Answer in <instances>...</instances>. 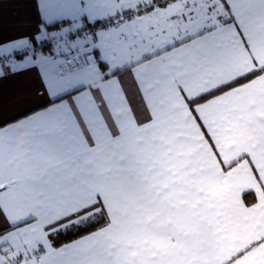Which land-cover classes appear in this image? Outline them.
<instances>
[{
  "label": "snow or ice",
  "instance_id": "obj_1",
  "mask_svg": "<svg viewBox=\"0 0 264 264\" xmlns=\"http://www.w3.org/2000/svg\"><path fill=\"white\" fill-rule=\"evenodd\" d=\"M0 264H264V0H0Z\"/></svg>",
  "mask_w": 264,
  "mask_h": 264
},
{
  "label": "crops",
  "instance_id": "obj_2",
  "mask_svg": "<svg viewBox=\"0 0 264 264\" xmlns=\"http://www.w3.org/2000/svg\"><path fill=\"white\" fill-rule=\"evenodd\" d=\"M250 185L248 184V183H243V184H241L239 187H240V189H242V188H245V187H249ZM239 195V189L237 190V196Z\"/></svg>",
  "mask_w": 264,
  "mask_h": 264
}]
</instances>
